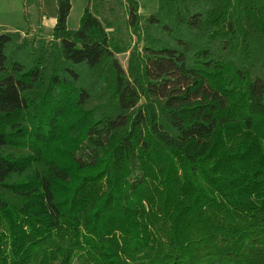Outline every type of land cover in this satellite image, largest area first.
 <instances>
[{"label": "trees", "instance_id": "trees-1", "mask_svg": "<svg viewBox=\"0 0 264 264\" xmlns=\"http://www.w3.org/2000/svg\"><path fill=\"white\" fill-rule=\"evenodd\" d=\"M91 3L0 34V264H264V0H123L126 71Z\"/></svg>", "mask_w": 264, "mask_h": 264}, {"label": "rangeland", "instance_id": "rangeland-1", "mask_svg": "<svg viewBox=\"0 0 264 264\" xmlns=\"http://www.w3.org/2000/svg\"><path fill=\"white\" fill-rule=\"evenodd\" d=\"M36 1L40 4L39 8L34 3L28 8L24 7V0H0V34L17 32L21 39L28 41H51L52 23L56 19L55 0ZM87 1L70 0L71 8L66 21L68 30H77ZM135 1L143 6L140 11L142 17H147L157 8V0ZM91 6L96 10L97 17L106 27L115 46L125 50L115 57L121 68L126 71L129 53L136 44V38L127 28L123 0H92ZM40 8L44 14L40 13ZM141 45L142 43L140 47Z\"/></svg>", "mask_w": 264, "mask_h": 264}, {"label": "crops", "instance_id": "crops-1", "mask_svg": "<svg viewBox=\"0 0 264 264\" xmlns=\"http://www.w3.org/2000/svg\"><path fill=\"white\" fill-rule=\"evenodd\" d=\"M135 1V0H134ZM136 2V1H135ZM137 3V2H136ZM137 6H138V11H139V14H140V11H142V7L137 3ZM86 7V6H85ZM145 10H146V8H145ZM151 13H153V12H151ZM42 14H44V13H42ZM53 25H52V28H53V26H54V24H55V21H53V23H52Z\"/></svg>", "mask_w": 264, "mask_h": 264}]
</instances>
